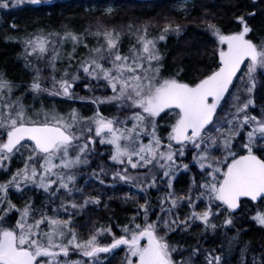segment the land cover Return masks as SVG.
Returning <instances> with one entry per match:
<instances>
[{"label":"snow or ice","instance_id":"6c2138e0","mask_svg":"<svg viewBox=\"0 0 264 264\" xmlns=\"http://www.w3.org/2000/svg\"><path fill=\"white\" fill-rule=\"evenodd\" d=\"M152 2L0 33L30 77L0 70V264H264L244 239L264 231V0ZM24 6L55 5L0 0V19Z\"/></svg>","mask_w":264,"mask_h":264},{"label":"trees","instance_id":"16d2710c","mask_svg":"<svg viewBox=\"0 0 264 264\" xmlns=\"http://www.w3.org/2000/svg\"><path fill=\"white\" fill-rule=\"evenodd\" d=\"M210 2L218 3L221 2V0H210ZM90 3H92V0H53V5L55 6L40 10L34 9L32 6H24L22 10L14 11L6 20L0 19V33L15 35L16 31L9 27L12 23L17 24L20 35H23L25 30L32 31L35 28L59 29L63 23H68L71 26L80 28L92 19L89 12L85 11ZM166 11L167 8L157 7L152 0H137L135 6L129 5L121 9L117 17L120 19V22L125 23L137 18L147 19L155 16L157 13ZM230 15L231 13H229V16ZM257 23L259 24V21ZM178 47L180 53H182L184 51L183 44L177 45L175 38H172V42H170L167 47L166 59L169 66L181 62V56L177 52ZM193 49L195 50V44H193ZM20 53L21 47L19 45L5 43L0 39V70L6 69L11 77L19 82H23L30 79V77L25 72L23 60L19 58ZM183 62L187 64L188 58L184 57ZM113 210L116 215L120 217L130 214L123 212L119 204H114ZM101 215L103 218V213ZM244 227L247 228L249 226L245 225ZM198 232L199 230H194L191 236L198 235ZM244 239L250 241L253 246H258L264 241V231H250L244 236ZM195 242L196 241L190 237L185 239V243L188 245H192ZM208 246H210V244L206 243L205 247ZM120 256L121 253L119 252L113 264H118L117 258Z\"/></svg>","mask_w":264,"mask_h":264},{"label":"rangeland","instance_id":"374dc122","mask_svg":"<svg viewBox=\"0 0 264 264\" xmlns=\"http://www.w3.org/2000/svg\"><path fill=\"white\" fill-rule=\"evenodd\" d=\"M144 1H146V0H144ZM90 22H91V20H90ZM114 23H122V22H120V19H118V17L116 16V18H115V20L113 21ZM89 23V22H88ZM174 38V37H173ZM90 114V112H88V111H85V115H89ZM121 253V256L119 257V258H117V263L119 262V260L122 258V256H123V252L121 251L120 252Z\"/></svg>","mask_w":264,"mask_h":264}]
</instances>
